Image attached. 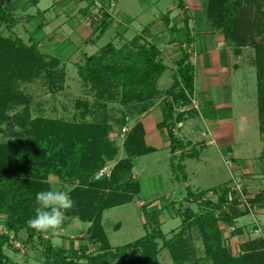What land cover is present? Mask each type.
Masks as SVG:
<instances>
[{
  "label": "trees",
  "instance_id": "obj_1",
  "mask_svg": "<svg viewBox=\"0 0 264 264\" xmlns=\"http://www.w3.org/2000/svg\"><path fill=\"white\" fill-rule=\"evenodd\" d=\"M86 1L88 15L95 13L92 8H98L97 13L103 15L99 22H93L101 37L114 22L110 13L112 0ZM203 2L212 28L224 36L237 55L244 47L255 50L259 116L264 133V0ZM179 5L183 7L184 0ZM17 8L16 0H0V23L10 31L19 22ZM246 8L254 9L246 15ZM189 18L186 15L183 19L187 37L191 34ZM259 36H263L260 41ZM162 54L156 43L147 42L145 33L136 35L119 49L110 41L100 52L86 55L84 63H76L83 84L96 91L100 99L107 97L104 103L99 100L100 115L86 103L83 115L94 114V122L84 117L71 121L31 118L33 96L23 84L47 77L50 89L62 87L56 84L66 76L65 69H56L62 56L43 52L36 40L26 43L20 36L0 33V135L5 132L3 124L7 123L12 130V137H0V217L4 218L5 228L0 233V264L10 263L4 247L12 246L13 238L24 231L26 244L43 248L40 252L45 264H162L159 256L164 249L170 252L174 264H264V236L245 240L240 245L242 254H235L232 246L225 243L222 227L224 224L230 229L237 224L251 210L250 204L260 202L264 191L249 197L248 187L233 191L226 183L192 193L193 202L199 203L200 208L196 210L190 205L180 208L182 222L170 236L162 230L161 209L148 210L145 204L142 207L149 211L145 223L157 228L122 246L113 247L109 240L103 224L104 212L131 202L141 192L140 183L132 177L134 158L154 149L146 143L140 121L131 127L123 148L118 146L111 137L114 123L110 121L112 111L106 103L124 106L134 103L140 107V114L150 109L156 99L166 96L169 100L163 105L165 120L161 126L168 127L174 150L182 144L174 134V105L192 101L195 67L189 53L184 51L173 85L161 90L158 82L168 69ZM123 113L124 116H119L122 129L129 120L128 113ZM121 150L125 156L118 160L111 177L94 180L96 173L108 161L117 159ZM51 177L70 185L68 192L74 206L66 211L65 220L78 218L90 223L77 247L55 244L51 232H37L27 224L35 216L36 194L54 189ZM243 232L244 227L237 226L231 235ZM198 239L202 248L195 244ZM92 244L97 245L96 252L89 251ZM134 248L139 254L126 261Z\"/></svg>",
  "mask_w": 264,
  "mask_h": 264
},
{
  "label": "rangeland",
  "instance_id": "obj_2",
  "mask_svg": "<svg viewBox=\"0 0 264 264\" xmlns=\"http://www.w3.org/2000/svg\"><path fill=\"white\" fill-rule=\"evenodd\" d=\"M188 1L193 6V9L197 11V18L203 20L199 23L201 27H198L201 31H197L196 33V40L201 43L205 34L211 31L213 26L207 17L204 0ZM16 2L18 6V11H16L19 18L18 24L10 31L5 24L0 23V33L20 36L26 43L34 42V40L39 38L40 42L37 43L43 52H51L53 55L61 54L59 56L63 57H61L62 62L56 69H65L66 71L65 78L61 80L56 79L57 85L62 84V87L59 88L57 86L55 89H50L49 84L47 85L49 82L47 77L35 79L33 82L23 84V88L33 96L30 107L31 118L41 116L49 119H63L68 121L73 119L81 120L84 117L83 112L86 111V103L90 110L93 109L96 115H100L101 103H104L107 99V97L100 99L95 93L96 91H91L90 88L83 84V78L78 72L76 63H84L87 56L98 51L100 52L110 41H114L117 49H119L122 45L131 41L137 34L142 32L145 26H148L154 20L160 19L165 15L173 17L181 9L183 10L180 12L182 19L186 15L189 16L188 4H184L180 9L177 6L181 0H112L110 13L114 17V22L101 37H98L99 31L96 32V25L90 23V19L95 17L99 9L92 8L95 13L87 15L85 18L83 16L82 18L80 10L89 4L85 0H37L35 2L34 0H16ZM37 2L39 3L37 4ZM174 5L176 7L172 10ZM39 9L47 11L42 13L39 12ZM71 9L73 10L70 11ZM251 9L253 10L254 8H246V15H249ZM196 16L191 18L195 20ZM82 26H84V29H82ZM217 32L218 30L213 29L209 37L215 39ZM262 38L263 36H259V41ZM146 40L147 42L154 43L152 37H148ZM199 47H202V44ZM232 49L231 53H234V49ZM237 57H240V61H237ZM254 59L255 50L252 47L240 49L238 55L235 53L232 65V83L223 92L229 100L232 98L234 101V108L237 109L235 112L237 126L240 113L242 112L245 115L244 126L247 125V133L249 135L247 136L245 129L243 131L237 129V141L244 144L246 140H252L251 135L253 133L256 136L253 145H248L246 148L242 146L243 148H238L239 150L234 146L232 148L236 154L230 156L233 167L226 182L231 189L236 184L241 185L243 189L254 173L258 175L256 172L259 171L255 170H259V167L264 165V162L261 160L263 158L264 161V144L261 142L262 130L258 106V73ZM173 73L174 70L172 68L165 71L160 83H158V87L161 89L166 88L168 82L172 79ZM99 100H101V103ZM97 101L99 103H96ZM111 102L106 103L109 106L108 110L112 111L110 121L114 123L113 127L115 132L112 133L111 137L114 138L118 146L123 148L128 138V133L133 126V118H136V120L139 119L138 109L140 110V107L134 103L124 106L120 103ZM114 106L119 108H115ZM121 109L129 115L128 125H126L128 129L126 132L123 131L122 124L119 121V116H124ZM84 118L92 122L96 120L94 114H89ZM190 123V119H188L187 126L183 129L184 131L187 130L186 128ZM2 127L4 129L3 132H5L0 137L4 139L12 137L11 127L9 129L7 123L3 124ZM249 136L250 138H248ZM244 148H250V150H245ZM124 156L125 152L121 150L117 159L108 161L101 168V170L106 169L107 174L97 177L100 170L93 179L110 178L118 160ZM167 156L166 151H161L158 154H148L134 158V169L137 171L138 169L145 170V174L141 173L137 175V181L145 189L136 195L131 202L105 210L103 224L113 247L133 242L145 235L148 230L154 227L157 228L154 224L145 223L149 211H147V208L138 205L139 199H144L147 202L148 210L157 209L158 207L156 206L161 208L160 212H162L163 217V219L160 218L162 220L161 227L170 236L171 231L179 227L182 222V217L176 211L180 207L179 205H190L196 210L199 209V203L192 201V193L198 194L196 190L198 187L204 188L210 183L213 184L216 182L212 178H209V176H205L209 174L207 169L204 171L202 177L201 175H195L193 176L195 177L194 180L185 182V170L182 171V169H178L177 167L169 166ZM133 172L132 177L135 178V172ZM191 175L192 173H190ZM262 176L260 178L258 177V180L264 183ZM145 179H147L146 183ZM50 180L54 189L69 191V183H63L56 177H51ZM252 193L249 191L245 195L253 197L251 195ZM164 195L166 198H164ZM168 195H170V200ZM153 201H158L159 204L152 206L153 208L149 207V204ZM250 207L251 210L240 217L237 224L231 226L230 229L222 224L225 243L232 246L235 254H242L240 245L245 240H252L259 236H264V193L262 194L260 202L250 204ZM144 212H146V215H144ZM241 225L244 227V232L241 235L232 236L231 232H233V229ZM88 227L89 223L78 218L64 220L59 235L51 238L55 244H64L70 248L77 247ZM4 230V218L0 217V233ZM44 237L47 238L48 236L44 235ZM26 238V232L24 231L19 237L13 238L12 246L9 248L4 247L11 259L9 264H45L40 252L43 248L40 245L35 246V248L31 244H26L24 241ZM195 244L198 248H202V241L200 239L196 240ZM89 251L96 252L97 245L92 244ZM201 252L203 251L201 250ZM138 254L139 251L137 249L130 250L126 261H129L130 257ZM159 258L162 264H174L170 252L167 249L161 252Z\"/></svg>",
  "mask_w": 264,
  "mask_h": 264
},
{
  "label": "crops",
  "instance_id": "obj_3",
  "mask_svg": "<svg viewBox=\"0 0 264 264\" xmlns=\"http://www.w3.org/2000/svg\"><path fill=\"white\" fill-rule=\"evenodd\" d=\"M35 1L37 0H34V2ZM38 3L39 2H37V4ZM184 4H188V14L190 17L188 23L191 34L189 37L186 36V31L183 30L184 20L180 17V12L183 10L180 9V5H177L180 11L173 17L165 15L160 19L154 20L148 24V26H145L142 32H140L145 33L146 39L148 37L153 38L154 43L163 51L162 57L168 65L167 70L170 68L174 70L171 81L168 82L166 88L161 89L159 87L161 90H166L173 85L184 51L189 53V60L194 64V93L191 97L192 101L190 103H182L179 101L174 105L175 116L173 121H176L174 134L177 139L182 141V144H179L174 150V144L168 127L161 126L165 120L162 105L169 100L166 96L156 99L150 109L139 114V119L136 120V118H133V125L138 121L143 124L146 143L154 149L152 152L145 155L158 154L161 151H166L168 155L167 159H169V166L174 168L177 167L178 169H182L183 167L182 171L185 170V182L194 180L195 177L193 176L195 175H201L202 177L204 171L207 169L209 174L205 176H209V178L216 181L204 187L205 189H210L227 182L233 167L230 156L236 154L232 149L233 146L237 149H241L243 147L246 148L248 145H253L256 136L253 133V135H251L252 140L248 139L249 141L246 140L244 144L237 141V129L241 131L245 129L247 133V125L244 126L245 115H243L242 112L240 113L237 126L235 120V112L237 109L234 108V101L232 98L229 100V98L223 94L225 88H229L231 85L233 78L232 65L235 52L231 53L232 46L226 42L224 36L219 31L215 39L212 37L210 38L209 35H211L214 28H211V31L205 34L201 43L198 42L196 40V33L197 31H201L198 27H201L199 23L203 20L197 18V11L193 9V6L188 0H184ZM87 5L80 10L82 18L88 15L86 13ZM174 7H176V5L172 7V10ZM72 10L73 9L70 11ZM16 11H18V8ZM46 11L47 10L39 9V12L42 13ZM193 16H196L195 20L191 18ZM83 27L84 26H82V29H84ZM176 28L179 30L175 31ZM96 32L98 31L96 30ZM36 41L40 42V39L38 38ZM200 44H202V47H199ZM237 61H240V57H237ZM160 80L158 83H160ZM182 116H185V119ZM188 119H190L191 123L186 128L187 130L184 131L183 129L187 126L186 123ZM261 133V142L264 144V133ZM248 135L247 133V136ZM248 138H250V136ZM245 150H250V148ZM261 160L264 162L263 158H261ZM180 165H182V167H180ZM133 170L135 172H133L135 174V179L137 180V175L141 173L145 174V170L143 169H138L137 171L133 168ZM255 171H259L256 172L258 175L254 173L253 176L249 178L250 181L245 185L251 193L254 192L251 194L253 196L260 191H264V183L258 180V177L260 178L262 175L264 178V165H261L259 170ZM190 173H192L191 176ZM146 182L147 179H145V183ZM140 187L142 192L145 187L142 186L141 183ZM204 188L198 187L196 190L199 192L205 190ZM147 190L149 189L147 188ZM164 198H166L165 195ZM168 198L170 200V195H168ZM186 201L190 203L188 199H186ZM145 204H147V202L144 199L138 200V205L141 207ZM158 204V201H153L149 204V207ZM179 206L180 207L176 209L177 212L180 208L185 207V205ZM156 207L159 208V206ZM160 218L163 219L162 212ZM84 236L85 233L82 237Z\"/></svg>",
  "mask_w": 264,
  "mask_h": 264
},
{
  "label": "clouds",
  "instance_id": "obj_4",
  "mask_svg": "<svg viewBox=\"0 0 264 264\" xmlns=\"http://www.w3.org/2000/svg\"><path fill=\"white\" fill-rule=\"evenodd\" d=\"M35 216L27 221L37 232L59 235L66 211L74 206L68 191L49 189L36 194Z\"/></svg>",
  "mask_w": 264,
  "mask_h": 264
},
{
  "label": "built area",
  "instance_id": "obj_5",
  "mask_svg": "<svg viewBox=\"0 0 264 264\" xmlns=\"http://www.w3.org/2000/svg\"><path fill=\"white\" fill-rule=\"evenodd\" d=\"M100 19H103V15L101 14H96L94 18L90 19V23H93L94 21L99 22ZM127 127L123 128V131H127ZM106 170V169H105ZM105 170H101L98 174L97 177H101L104 176L105 174H107V172ZM109 173V172H108ZM110 174V173H109ZM232 190H238V191H242V186L239 184H236L235 186H233ZM230 199L232 198V193H230L229 195ZM251 208V207H250Z\"/></svg>",
  "mask_w": 264,
  "mask_h": 264
}]
</instances>
